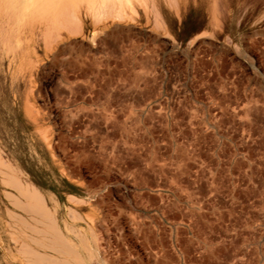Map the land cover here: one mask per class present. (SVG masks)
Wrapping results in <instances>:
<instances>
[{
	"label": "rangeland",
	"instance_id": "374dc122",
	"mask_svg": "<svg viewBox=\"0 0 264 264\" xmlns=\"http://www.w3.org/2000/svg\"><path fill=\"white\" fill-rule=\"evenodd\" d=\"M93 3L0 0V264L3 173L88 264H264V0Z\"/></svg>",
	"mask_w": 264,
	"mask_h": 264
},
{
	"label": "bare ground",
	"instance_id": "6f19581e",
	"mask_svg": "<svg viewBox=\"0 0 264 264\" xmlns=\"http://www.w3.org/2000/svg\"><path fill=\"white\" fill-rule=\"evenodd\" d=\"M38 2L40 0H37ZM47 1V0H45ZM75 1V0H74ZM104 3L106 0H101ZM120 2L125 1L129 2V0H118ZM131 1V0H130ZM69 2V1H67ZM66 2V3H67ZM94 0H90V5L93 7ZM100 2V1H98ZM28 3V0H27ZM51 1L49 2L50 5ZM64 5L65 3L62 2ZM76 2H74L75 4ZM101 3V4H102ZM19 3L18 5H20ZM23 4V3H22ZM30 4V3H29ZM129 4V3H128ZM44 5V4H43ZM68 5V4H67ZM72 5V4H71ZM70 5V6H71ZM86 5H88L86 3ZM31 6V5H30ZM51 6V5H50ZM58 6V4H57ZM69 6V7H70ZM68 7V9H69ZM46 8V7H45ZM53 8V6H52ZM61 8V7H60ZM64 8V6H63ZM75 8V7H74ZM66 9V8H65ZM28 10V9H27ZM50 10V9H49ZM56 10V9H55ZM53 8V12H55ZM64 11V10H63ZM66 11V10H65ZM73 11V10H72ZM52 12V11H51ZM60 12V11H58ZM74 12V11H73ZM93 12V11H92ZM91 12V13H92ZM46 13V12H45ZM57 13V10H56ZM55 13V15H56ZM67 13V12H65ZM58 15V14H57ZM61 16V13H60ZM64 16V15H63ZM62 18V17H61ZM53 19V18H52ZM56 19V18H55ZM57 21V20H55ZM59 23V21H57ZM64 22V21H63ZM56 23V22H55ZM60 24V23H59ZM61 24H63L61 22ZM65 24V23H64ZM58 27H61L58 26ZM64 28V27H63ZM70 29L69 27H67ZM49 33V32H47ZM6 36V35H5ZM25 38V37H24ZM3 64V63H2ZM12 66V65H11ZM15 67V65H14ZM37 126V125H36ZM34 128V127H33ZM38 130V129H37ZM16 137V136H15ZM7 142V141H6ZM16 142V141H15ZM4 151V150H3ZM3 158V157H2ZM2 161V159H1ZM6 162V161H5ZM7 163V162H6ZM4 165V164H3ZM2 165V166H3ZM3 168V167H1ZM4 183L7 186H10L12 189L14 188L17 191V196L13 201V206L19 210L21 215L28 218L33 224L38 227L37 233L42 237L44 241H41L38 245L41 249L48 250L51 254H55V256L43 254L37 250L24 249L23 253L28 255V263L29 264H88V261H85L80 254L78 253L77 247L71 243L64 235L61 233L63 231L59 230L53 213L49 210L46 205L45 199L42 194L36 190L32 185L27 183H22L19 178L17 179L13 174L3 173ZM21 176V175H20ZM70 212V211H69ZM69 214V213H68ZM16 215L15 217V226H24L29 229L34 228L28 223H26V219L21 216ZM74 215V214H73ZM77 215V214H76ZM67 218V217H66ZM79 218V217H77ZM68 220V219H67ZM29 221V222H30ZM70 222V221H69ZM5 223V222H4ZM63 223V222H62ZM7 224V223H6ZM61 224V223H60ZM68 224V223H67ZM6 227V226H5ZM31 227V228H30ZM62 227V226H61ZM15 228V227H14ZM22 229V228H21ZM68 230V229H67ZM74 230V229H73ZM90 230V229H89ZM8 231V230H7ZM12 231V230H11ZM80 231V230H79ZM9 232V231H8ZM26 232V231H25ZM14 233V232H13ZM86 233V232H85ZM88 233V231H87ZM91 234V233H90ZM68 235V234H67ZM29 236V235H28ZM34 236V235H32ZM88 236V235H87ZM18 237V236H17ZM70 238V237H69ZM73 238V237H72ZM12 239V237H10ZM37 239V238H36ZM71 239V238H70ZM76 239V238H75ZM15 240V239H14ZM15 242V241H14ZM79 244V243H78ZM81 247L85 250V252H89L87 241L84 237H80ZM33 245V244H32ZM77 245V244H76ZM95 245V244H94ZM80 247V245H78ZM78 247V248H79ZM16 248V247H15ZM35 248V247H34ZM95 250V249H94ZM14 251V250H13ZM43 252V251H42ZM94 255V254H93ZM90 256V255H89ZM98 256V255H97ZM20 257V256H19ZM12 258V257H11ZM93 258V257H92ZM96 258V257H95ZM18 259V258H17ZM100 259V258H99ZM93 260V259H92ZM104 260V259H103ZM101 261V260H100ZM116 261V260H115ZM17 262V261H16ZM13 263V262H12ZM97 263V262H96ZM103 263V262H102ZM118 263V261H117ZM11 264V263H10ZM98 264V263H97ZM101 264V262H100ZM119 264V263H118ZM128 264V263H127Z\"/></svg>",
	"mask_w": 264,
	"mask_h": 264
}]
</instances>
